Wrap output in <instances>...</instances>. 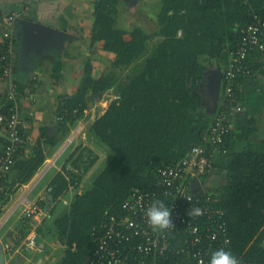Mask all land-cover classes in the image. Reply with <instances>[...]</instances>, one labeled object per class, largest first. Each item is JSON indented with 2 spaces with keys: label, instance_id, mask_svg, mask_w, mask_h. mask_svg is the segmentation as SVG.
Segmentation results:
<instances>
[{
  "label": "trees",
  "instance_id": "16d2710c",
  "mask_svg": "<svg viewBox=\"0 0 264 264\" xmlns=\"http://www.w3.org/2000/svg\"><path fill=\"white\" fill-rule=\"evenodd\" d=\"M119 1L95 2L93 39L113 53L115 68L129 69L126 80L114 69L96 77L88 64L77 93L63 103L57 132H43L45 145L57 146L85 116L94 94L111 88L118 93L88 127V138L111 151L107 164L83 189V174L97 158L82 160L80 154L71 168L65 165L54 176L52 199L43 200L53 217L50 231L65 245L58 264H86L97 243L94 228L105 220L106 209L121 207L135 186L153 187L159 166L176 164L201 142L216 113L211 117L204 109L201 81L206 60L222 64L236 46L238 25L253 22L256 15L264 17V0H159L154 28H124L118 24ZM259 65L255 62L252 76ZM257 129L256 119L242 113L231 134L243 139ZM21 154L10 173L0 178V201L8 202L15 193L10 189L28 183L46 160L41 140L33 154ZM226 155L227 165H217L227 176L218 204L226 210L231 243L216 250L214 264L264 261V140L249 142L241 150L230 145ZM30 229L31 220L24 216L17 234L9 232L5 240L15 249Z\"/></svg>",
  "mask_w": 264,
  "mask_h": 264
},
{
  "label": "built area",
  "instance_id": "2783aa9c",
  "mask_svg": "<svg viewBox=\"0 0 264 264\" xmlns=\"http://www.w3.org/2000/svg\"><path fill=\"white\" fill-rule=\"evenodd\" d=\"M29 5L6 13L0 30V75H13L16 52V24L24 18ZM236 46L221 66V95L211 123L203 130L201 142L176 164L159 166L158 180L153 187L135 186L121 207H109L105 220L94 228L97 240L86 264H214L216 250L231 243L226 210L218 204L220 191L208 190L209 179L217 168L219 154L227 153L226 141L234 129L237 115L245 112L239 83L257 69L264 74V17L256 15L253 22L239 24ZM60 115L59 119H63ZM24 124L20 98L12 83L0 100V136L5 138L0 155V178L6 177L24 148ZM80 127L78 128V130ZM75 131L68 139L73 140ZM55 161L47 163L45 170ZM68 178L70 176L67 175ZM52 185L48 191L51 192ZM70 193L74 186L71 184ZM47 196L26 198L24 216L31 220L25 247L43 252L45 241L39 232L40 223L51 216L43 204ZM70 198H64L69 204ZM6 253L15 249L4 243ZM245 264H264L247 261Z\"/></svg>",
  "mask_w": 264,
  "mask_h": 264
},
{
  "label": "crops",
  "instance_id": "0c3cea01",
  "mask_svg": "<svg viewBox=\"0 0 264 264\" xmlns=\"http://www.w3.org/2000/svg\"><path fill=\"white\" fill-rule=\"evenodd\" d=\"M96 1L97 0H0V30L3 25L2 19L7 12L14 9H22L26 5H29V9L24 18L33 19L52 27V29L39 34L17 23L15 28L16 52L13 75L10 78L0 75V100L5 99V95L12 83L15 85L17 94L20 98V105L24 118L22 130L24 148L21 151L22 154L20 153L21 156L26 157L33 154L39 140L42 141L45 147L46 160L36 172L34 178H32V188L29 189V186L26 188L25 186L27 184H24V187H22L23 192L29 191V195L48 169L52 166H57V159L67 149L70 143L79 138L62 164L57 166L56 173L49 179L46 186L38 191L33 200L45 196L52 199L48 187L51 185L54 176L59 171H64L65 165H67V168H71L73 160L80 154H83V160L84 156H86L84 153H91L90 150L93 148L87 144L86 139H88V131H86V127L101 114L97 115L94 109L92 114H89V107L86 109L85 116L71 125L69 134L57 146L52 147L45 145V136H43V132L46 129H48V134L50 135L57 132V126L60 120L59 116L62 115L63 103L69 96L77 93L86 66L91 64L93 66V73L97 77L104 73L103 70H99L100 64L102 63H100V56L110 55L114 57L113 53L104 49L102 41L93 39ZM20 38L21 40L23 39L26 44L24 50L20 44ZM207 63H210L212 67L205 68L204 80L211 85L212 79L217 76H222V64H220L219 67L215 60H206L205 64ZM239 88L246 108L244 113L256 119L258 129L248 138L243 139L239 138L235 133L231 134V136L227 138L226 146L228 148V146L230 147V145H233L237 150L243 149L249 142L258 144L264 140V134L261 132L264 130V74L259 71L255 76L243 78L239 83ZM221 92L222 89L220 88L219 99ZM219 99L217 100L215 111L218 108ZM79 127L80 129L78 130ZM75 131H77V133L74 134L73 140L69 142L68 139ZM261 134L263 135L262 138L256 139L257 136H261ZM4 144L5 138L0 136V155L3 153ZM52 150H54V155L49 157L48 153ZM58 154L59 156L56 158ZM72 154H74V156L69 160ZM99 154L96 153L94 155V157L97 158L95 163L83 174L82 187H88L93 182L95 175L101 171L99 170L97 172V165L104 161H109V158L105 160L102 155ZM53 159L55 163L45 170L47 163ZM227 161L226 153L219 154L217 156L216 165H227ZM106 164L104 163V165ZM213 175L215 176L216 174L214 173ZM209 184L211 185V183ZM21 196L22 194L19 196V199ZM12 201L13 198L8 205ZM20 202L23 203L22 201ZM22 214L18 216V219L13 222L9 229L0 234V243L4 244L6 242L5 238L7 232H12L13 235L17 234L21 226L18 220H21V217L23 218ZM51 217L52 214L48 220L42 221L39 225L41 237L44 241L48 238V235L52 236L54 234L50 231L53 218ZM5 225L6 223L3 226L0 225V232ZM28 251L29 250L25 247V241H22L13 252L6 253L5 264H28L25 261L28 257ZM45 258L46 257L42 258V260H46ZM16 259L18 261H15ZM31 260L32 258L29 257L28 261L32 262ZM42 260L40 258L36 264L41 263Z\"/></svg>",
  "mask_w": 264,
  "mask_h": 264
},
{
  "label": "rangeland",
  "instance_id": "374dc122",
  "mask_svg": "<svg viewBox=\"0 0 264 264\" xmlns=\"http://www.w3.org/2000/svg\"><path fill=\"white\" fill-rule=\"evenodd\" d=\"M158 3H159V0H120L118 4H116L118 24L124 28H132L133 26L137 24H142L146 26L147 28H154L155 20L157 18L156 11L158 10V7H159ZM18 39H19V35H18ZM20 44L22 45V49L24 50L25 49L24 47L26 44L24 43L23 39L21 40V38H20ZM113 58L114 57L110 55L100 56V63L101 62L102 63L100 64L99 70L100 71L103 70V72H108L114 69L117 72H119L120 78H122L123 80H126L129 69L128 68H125V69L115 68L112 64ZM218 65L220 67L219 63ZM206 67L211 68L212 65H210V63H207ZM201 91L205 98V105H204L205 108L204 109L208 113V116L209 115L211 116V114L215 111L216 97L213 95L211 91L210 84L206 82L204 79L201 81ZM117 97H118V93L112 88L107 91H102V92L94 94L93 98L91 99L89 103L90 104L89 109H88V111H90L89 114L90 113L92 114L93 109L95 110L97 115L104 113L107 107L109 106L110 102L113 99H116ZM88 127L89 125L86 127V131H88ZM261 132L262 134H264V130H262ZM262 134L261 136L258 135L256 139L262 138L263 136ZM78 139H75L72 143H70V145L61 154V156H59V154L56 155V158L57 156H59V158L56 161L57 166L62 164L63 160L66 158V156L72 149L73 145L78 141ZM86 140H87V144H89V146L93 148H91L90 150L91 153H86V154L84 153V155H86L84 156V160L91 158L96 153L97 154L100 153L99 155H102V157L105 160L111 157V151L104 144L98 143L94 139H90V138ZM53 152L54 150L50 151L48 153V156L52 157L54 155ZM107 162L108 161H104L103 163H100L99 165H97V172L101 170L102 168H104L105 166L104 163L106 164ZM57 166H52L48 169V171L45 173L43 178L34 187V189L29 193V195H28L29 191L23 192L22 190V187H24V184L18 188H15L13 186L10 189V191L15 192L11 195V199L13 198V201L9 205L8 203L10 202L11 199L8 202L4 200L0 201V208H1L0 209V225L3 226L6 223V225L2 228L0 234L3 231L9 229L10 226L13 224V222H15L18 219V216H20L22 212L25 210L26 204L21 203L20 201L23 202V200H25L28 197L31 200H33L36 197V194L38 193V191L42 189L44 186H46L49 179L56 173ZM214 173L216 174L215 176L212 175L211 177H209L208 180L205 178L203 180L205 183H208L207 184L208 190L211 189V190L220 191V188L225 183L226 178H227L226 171L224 170V168H221V167L218 168L217 166ZM31 182H32V179L31 181L26 183L27 185L25 187L28 188L29 186V189H31L32 188ZM209 183H211V185ZM21 194L22 196L19 199V196ZM7 195L9 194L7 193ZM18 199H19V202H18ZM60 206H61V203H60ZM22 215L24 217V212ZM18 222L20 225L22 224V217H21V220H18ZM7 235H8V232L6 233V236ZM24 241L25 239L23 240V242ZM45 246H46L45 250L41 253L39 252L34 253L31 251H28L27 252L28 257L27 259H25V261L28 264H36L40 258L46 257L45 258L46 260H42V262L39 264H58L60 263L64 255V252H65V245L63 244L62 240L58 238V235L57 234L52 235V236L48 235V238L45 240ZM29 257L32 258L31 260L32 262L28 261ZM15 261H18V260L16 259Z\"/></svg>",
  "mask_w": 264,
  "mask_h": 264
},
{
  "label": "water",
  "instance_id": "95a60500",
  "mask_svg": "<svg viewBox=\"0 0 264 264\" xmlns=\"http://www.w3.org/2000/svg\"><path fill=\"white\" fill-rule=\"evenodd\" d=\"M19 23L23 27L30 29V30H34L39 34H42L43 32L52 29V27H50V26H48L42 22L35 21L33 19L22 18L19 21ZM221 83H222L221 77L217 76L214 79H212V82L210 85L211 91H212L213 95L216 97V103H217V100L219 99V91L221 88ZM41 260H42V258H41ZM5 261H6V252L4 249V244L0 243V264H5Z\"/></svg>",
  "mask_w": 264,
  "mask_h": 264
}]
</instances>
